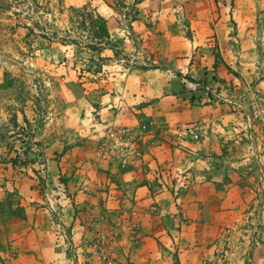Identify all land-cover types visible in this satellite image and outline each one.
<instances>
[{
  "label": "crops",
  "instance_id": "1",
  "mask_svg": "<svg viewBox=\"0 0 264 264\" xmlns=\"http://www.w3.org/2000/svg\"><path fill=\"white\" fill-rule=\"evenodd\" d=\"M170 39L159 66L140 62L114 78V104L95 118L115 136L63 143L59 156L46 158L43 190L31 180L0 211L2 262L264 264V151L245 142L227 105L186 97L199 92L189 78L237 85L222 42L216 63L199 37ZM149 121L191 124L207 139L116 136ZM104 235L109 242L99 250L94 244Z\"/></svg>",
  "mask_w": 264,
  "mask_h": 264
},
{
  "label": "rangeland",
  "instance_id": "2",
  "mask_svg": "<svg viewBox=\"0 0 264 264\" xmlns=\"http://www.w3.org/2000/svg\"><path fill=\"white\" fill-rule=\"evenodd\" d=\"M216 29L237 81L226 89L264 95V0H0V211L31 180L43 190L64 144L109 139L95 115L117 74L159 66L171 37H199L219 59Z\"/></svg>",
  "mask_w": 264,
  "mask_h": 264
},
{
  "label": "built area",
  "instance_id": "3",
  "mask_svg": "<svg viewBox=\"0 0 264 264\" xmlns=\"http://www.w3.org/2000/svg\"><path fill=\"white\" fill-rule=\"evenodd\" d=\"M199 88L195 101L203 99L227 105L240 123V135L245 142L257 150L264 151V95L262 93L250 89L247 93L237 95L231 93V89H226L227 85L213 87L209 83L205 86L199 85ZM161 131L175 140L201 142L207 139L205 133L191 124L170 128L159 126L151 121L140 124L136 129H122L116 136L117 138H125L129 135L135 137L144 133L155 135ZM109 135L114 137L115 132L110 130ZM108 242L107 236L104 235L97 238L94 245L100 250L104 249Z\"/></svg>",
  "mask_w": 264,
  "mask_h": 264
},
{
  "label": "trees",
  "instance_id": "4",
  "mask_svg": "<svg viewBox=\"0 0 264 264\" xmlns=\"http://www.w3.org/2000/svg\"><path fill=\"white\" fill-rule=\"evenodd\" d=\"M217 59V61H216V63H218V58H216ZM189 81H191V82H193V83H198L199 85H207L208 83H209V79H208V77H203V78H201L198 82L197 81H195V80H193L192 78H189ZM181 93L182 94H184L185 93V90H183V88H182V90H181ZM186 93H188L186 96H189L190 97V101L191 102H194L195 101V99H196V96H195V94H194V92H186ZM188 97V98H189Z\"/></svg>",
  "mask_w": 264,
  "mask_h": 264
}]
</instances>
